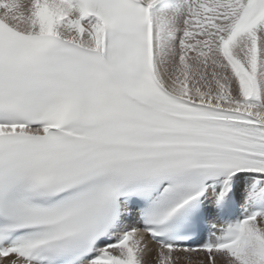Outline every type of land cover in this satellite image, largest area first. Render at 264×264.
<instances>
[{
	"label": "snow or ice",
	"instance_id": "obj_1",
	"mask_svg": "<svg viewBox=\"0 0 264 264\" xmlns=\"http://www.w3.org/2000/svg\"><path fill=\"white\" fill-rule=\"evenodd\" d=\"M0 264H264V0H0Z\"/></svg>",
	"mask_w": 264,
	"mask_h": 264
}]
</instances>
